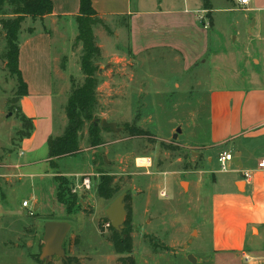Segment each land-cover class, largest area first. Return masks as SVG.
Masks as SVG:
<instances>
[{
    "label": "rangeland",
    "instance_id": "obj_1",
    "mask_svg": "<svg viewBox=\"0 0 264 264\" xmlns=\"http://www.w3.org/2000/svg\"><path fill=\"white\" fill-rule=\"evenodd\" d=\"M145 1L149 5L162 3L164 6L178 2ZM212 2L216 19L214 30L211 29L212 10L198 11L196 15L200 26H203L199 19L201 13L209 19V28L203 26L212 33L207 46L204 42L199 45V39L204 36L202 32L196 30L195 33L191 28L184 31L183 27L177 30L183 32L185 40H190L183 45L181 37L179 42L186 49L187 59L195 57L204 46L207 53L185 69L184 58L164 52L154 63L151 60L142 62L141 70L140 67L135 69L139 79L131 85L128 77L135 71L125 59L127 33L126 29L119 30L128 25V20L116 18L106 23L109 30L102 25L95 26L97 40L104 43L106 49V55L102 53L96 62L99 79L96 115L116 122L119 131L100 126L96 142H91L90 125L86 122L80 133V152L56 159L55 166L48 161L49 138L64 133L68 122L65 111L68 98L74 85H81L85 80L81 69L83 46L79 48L82 43H74V49L69 43L65 45L67 40L62 43V47L69 48L60 53H68L70 57H61L62 74L54 77L51 84L54 95L31 96L29 99L34 101L37 109V129L34 139L22 143L20 132L25 125L17 97L19 81L2 58L7 42L0 16V264H41L33 256L40 254L48 221L70 224L64 242L65 255L56 256L49 264H117L120 255L109 240L112 230L101 228L107 208L114 200L99 196L98 186L104 176L114 178L117 197L124 193L131 197L125 204L131 209L132 256L137 264H194L189 260L190 255L204 264H211L208 261L209 237L206 236L208 225L199 218L197 194L188 193L186 175L176 172L193 163L192 151L185 153L183 147L180 150L178 138L174 139L173 135L180 127L183 132L179 143H197L193 123L195 105L201 107L203 113L206 111L205 97L209 90L264 84L260 46L248 32V25L254 18L247 21L246 9L233 10L227 0ZM117 29L119 36H111ZM176 83L181 85L180 90ZM199 97L202 99L197 105L195 102ZM20 104L25 113V103ZM126 124L142 129L145 134L132 136L125 128ZM204 135L203 130L200 140ZM21 150L24 156L20 154ZM141 156L152 158L149 170L136 166L135 159ZM180 157L182 160L178 161ZM25 161L34 164L30 169L13 166ZM214 168L220 169L218 160L214 161ZM84 171L94 174L92 189L72 193L82 175L76 174ZM18 172L28 174L22 177ZM57 175H63L66 180L68 200L74 199L75 208L71 213L67 203L58 199L61 186ZM164 190L165 197L161 196ZM205 195L201 194L202 203L206 205ZM25 200L30 202L34 215L19 207ZM194 228L200 229L203 235L188 243Z\"/></svg>",
    "mask_w": 264,
    "mask_h": 264
},
{
    "label": "crops",
    "instance_id": "obj_2",
    "mask_svg": "<svg viewBox=\"0 0 264 264\" xmlns=\"http://www.w3.org/2000/svg\"><path fill=\"white\" fill-rule=\"evenodd\" d=\"M52 1V13L37 19L26 17L19 33V66L28 85V94L20 98L19 105L22 111L20 103H25L27 109L24 114L34 123L31 136L24 138L22 143L34 139L37 129V109L34 101L29 99L31 96L38 98L54 95V87L51 84L54 77L62 74L59 66L61 57H70L68 53L64 54L69 47H62V43L67 40L65 45L69 43L70 48L74 49L78 35L76 17L80 11V0ZM177 1V4L164 6L162 3L149 5L145 0H92L95 10L105 23L108 24L116 18L128 20L126 27L118 29H126L125 59L132 64L134 71L139 67L141 70L142 62L151 60L154 63L162 53L168 51L179 59L184 58L185 69L207 53L206 46L212 33L200 26L196 18L198 11L205 10L203 1ZM211 4V29L214 30L216 19L212 0ZM227 4L233 10L239 8L236 0H227ZM245 11L247 21L254 18L253 23L248 25V32L260 46L264 67V0H250ZM28 22V26L24 27ZM96 27L95 36L98 38ZM182 27L184 31L191 28L195 33L197 30L198 33L204 34L199 39V45L204 42L206 48L200 49L195 57L186 58L183 45L188 44L190 40H185L183 32L177 31ZM118 29L110 35L118 37ZM181 37L184 40L183 45L180 44ZM97 42L103 55H106L105 44L98 40ZM79 48H82V44ZM60 52H64L63 55ZM128 78L130 85L139 79L136 71ZM176 86L178 90L181 89L179 83H176ZM198 99L195 102L197 105L202 98ZM205 99L206 111L203 113L201 107L196 108L195 105L193 115L197 143H179L178 139L183 131L177 137L180 150L183 147L185 150L182 151L185 153L192 151L190 154L193 156V163L190 162L187 168L176 172L181 176L186 175L188 193L193 191L197 194L196 209L201 214L199 218L208 225L206 236L209 237L211 250L208 261L211 264H264V169L259 167V162L264 159V84L213 88L208 91ZM202 117H205L204 122ZM203 130L205 135L200 140ZM222 151L232 152L235 156L228 172L214 168V161L218 160ZM180 160L182 157L178 159ZM32 164V161H25L16 162L13 166L30 169ZM244 171L250 173L249 179L244 176ZM85 173L93 174L84 171L76 175ZM18 174L25 177L28 173ZM211 187L214 189H209ZM201 194H206V205L202 203ZM34 205L39 206L36 203ZM19 207L25 208L23 205ZM200 235H203L202 231L194 228L191 233L192 241ZM201 238L203 239V236ZM33 259L38 261L35 256ZM198 261L199 264H204L203 261ZM50 262L41 260L39 263Z\"/></svg>",
    "mask_w": 264,
    "mask_h": 264
},
{
    "label": "trees",
    "instance_id": "obj_3",
    "mask_svg": "<svg viewBox=\"0 0 264 264\" xmlns=\"http://www.w3.org/2000/svg\"><path fill=\"white\" fill-rule=\"evenodd\" d=\"M204 9L211 10V0H202ZM53 12L52 0H0V16L1 24L5 32L7 42L6 52L2 58L6 61V67L12 75L17 76L19 87L17 90V97L28 94V85L24 81L22 72L19 66L20 60V46L19 33L22 28V23L26 17L34 19L42 18ZM7 16V17H6ZM10 16V17H8ZM78 25V35L75 39V44L82 43L83 54L81 57V69L85 75V80L81 85H74L68 102L65 108L67 117V127L64 133L60 136H51L49 138V158L48 161L52 166L56 165V159L74 155L80 152V133L86 122L90 125V141L96 142L98 132L101 130L100 124H95V119H100L96 115V110L99 104L98 99V85L99 79L97 76L98 66L96 62L102 57V49L97 42L94 33V27L102 25L109 30L108 26L101 18L93 6L92 0H80V11L76 17ZM22 121L24 122V129L21 130V137L28 138L34 130V123L31 118H28L22 111ZM125 128L132 136H143L145 131L136 126L125 125ZM22 139V140H23ZM56 178L60 181V194L58 199L61 202L67 203L68 212L74 211V199L68 200L66 197L68 189H66V180L63 175H57ZM112 176H104L102 182L98 186L99 196L104 199H115L117 192L113 185ZM69 195H71L69 193ZM76 196H73L75 198ZM131 199L127 194L125 201ZM128 216L125 222V229L122 233L117 232L111 226L112 234L109 240L113 243L115 251L119 254L117 264H137L136 259L132 256L133 253V237L131 234V213L130 206H126ZM108 219L105 217L101 225L104 230V222ZM41 262L40 254L35 256Z\"/></svg>",
    "mask_w": 264,
    "mask_h": 264
},
{
    "label": "water",
    "instance_id": "obj_4",
    "mask_svg": "<svg viewBox=\"0 0 264 264\" xmlns=\"http://www.w3.org/2000/svg\"><path fill=\"white\" fill-rule=\"evenodd\" d=\"M95 124H100L101 127L111 129L112 131H119L116 122L108 121L105 118L95 119ZM182 129L177 128L173 138L177 139ZM126 194H121L116 197L108 206L106 211V218L111 222L112 227L119 233L125 229L126 217L128 214L125 204ZM70 230V224L64 221H48L44 227L43 241L44 245L41 250L40 259L43 262H49L54 256H64L65 248L64 242ZM192 242V238L188 243ZM189 260L197 264L196 257L190 255Z\"/></svg>",
    "mask_w": 264,
    "mask_h": 264
},
{
    "label": "built area",
    "instance_id": "obj_5",
    "mask_svg": "<svg viewBox=\"0 0 264 264\" xmlns=\"http://www.w3.org/2000/svg\"><path fill=\"white\" fill-rule=\"evenodd\" d=\"M236 3L239 6V8L248 9V6L250 4V0H236ZM204 12H206V10H204L203 13ZM199 19H200V23H202L205 28H209L210 23H209V19L207 16H205L204 14L201 13L199 15ZM20 154L23 155L24 151L21 150ZM234 157L235 156L232 152H228V151L220 152V154L218 156V162L220 165V170L223 172L230 171L231 165L234 161ZM135 164L139 168L149 170L152 167L153 160L151 157H147V156L142 157L141 156V157H137L135 159ZM259 167L264 169V159H262L259 162ZM93 175L94 174H83V175L79 176V178L77 179V183L72 188V193L77 194L79 190H82L83 192L90 191L93 187V181H92ZM244 176L247 179H249L251 177L250 173L247 171H244ZM161 196H164V197L167 196V193L165 190L161 191ZM23 207L29 208V214L34 215L35 211L32 208H30V202L28 200L23 201ZM111 226H112V224L109 220L107 222H104V228L105 229H109Z\"/></svg>",
    "mask_w": 264,
    "mask_h": 264
}]
</instances>
